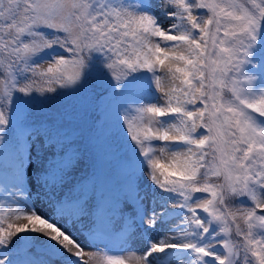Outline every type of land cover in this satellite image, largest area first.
Returning <instances> with one entry per match:
<instances>
[{
  "label": "snow or ice",
  "instance_id": "obj_1",
  "mask_svg": "<svg viewBox=\"0 0 264 264\" xmlns=\"http://www.w3.org/2000/svg\"><path fill=\"white\" fill-rule=\"evenodd\" d=\"M0 264H264V0H0Z\"/></svg>",
  "mask_w": 264,
  "mask_h": 264
},
{
  "label": "rangeland",
  "instance_id": "obj_2",
  "mask_svg": "<svg viewBox=\"0 0 264 264\" xmlns=\"http://www.w3.org/2000/svg\"><path fill=\"white\" fill-rule=\"evenodd\" d=\"M71 98H72V97L65 98L63 101H61V99H57V100L53 101L52 107H51L50 110H49L50 113H51L52 115H55V114H56V109H57L58 107H60L61 104H66V105H68V103H69V101H70ZM37 115H38V114H37ZM110 115H111V117H112V108H111V110H110ZM88 165H89V162H88V159H87V158L84 159V160H82L81 163H80V166L83 167V168L85 169V171L88 170V168H87ZM38 206H41V205H38ZM42 207H44L45 209H47V206H46V205H43ZM47 210L50 211V209H47ZM136 246H139V245L137 244ZM124 254L127 255L128 253H124Z\"/></svg>",
  "mask_w": 264,
  "mask_h": 264
},
{
  "label": "trees",
  "instance_id": "obj_3",
  "mask_svg": "<svg viewBox=\"0 0 264 264\" xmlns=\"http://www.w3.org/2000/svg\"><path fill=\"white\" fill-rule=\"evenodd\" d=\"M77 106L78 107H83L86 103H85V99L83 97H80L78 100H77Z\"/></svg>",
  "mask_w": 264,
  "mask_h": 264
},
{
  "label": "bare ground",
  "instance_id": "obj_4",
  "mask_svg": "<svg viewBox=\"0 0 264 264\" xmlns=\"http://www.w3.org/2000/svg\"><path fill=\"white\" fill-rule=\"evenodd\" d=\"M115 254H117V255H121V254H122V255H123V253H119V252H117V253H115ZM130 254H131V253H128L127 255H130ZM127 255H126V256H127Z\"/></svg>",
  "mask_w": 264,
  "mask_h": 264
}]
</instances>
